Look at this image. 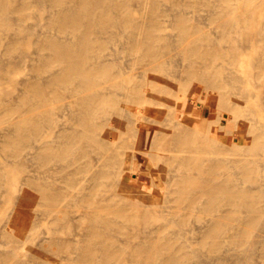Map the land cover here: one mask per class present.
<instances>
[{"label":"bare ground","instance_id":"6f19581e","mask_svg":"<svg viewBox=\"0 0 264 264\" xmlns=\"http://www.w3.org/2000/svg\"><path fill=\"white\" fill-rule=\"evenodd\" d=\"M171 1L177 28L183 36L193 34L189 22L199 19H186L187 6ZM233 1L191 0L189 5H206L227 41L233 43V35H240L238 52L226 55L233 64L243 51L263 47V53L250 60L251 69L239 76L218 71L212 63L223 56L202 51L200 46L211 40L199 34L183 49L196 57L192 67L175 76L169 68L174 77L168 75L164 82H183L191 90L203 83L200 95L231 112L221 114L223 123H243L247 114L264 110V20L240 17ZM135 7L143 10L144 19ZM48 8V15L41 14ZM164 13L162 0H0V141L20 170L30 159L39 171L20 177L16 169L0 168V194L15 207L11 214L0 210V221L8 219L0 225V237L11 247L0 251V264H255L260 251L264 258V170L259 164L264 157L259 155L264 149V117L249 125L255 145L251 149L239 146L238 140L233 147L216 146L215 136L203 135L205 125L186 123L181 101L172 120L155 108L164 97L155 84L143 88L114 80L124 72H114L116 60L104 54L110 44L119 49L109 56L136 53L141 61H151L143 66L145 72L161 67L162 50L172 45L161 34ZM27 19L36 22L29 25ZM12 23L18 29L9 33ZM40 27L52 32H39ZM29 45L36 46L37 58L29 65L35 79L18 82L16 88V69L25 67ZM257 79L253 93L246 83ZM253 99L251 106L242 108ZM29 106L31 115L25 117ZM211 112L214 117L215 109ZM60 114L65 124L59 123ZM131 143L156 151L157 160L167 164V176L152 180L161 194L153 201L156 209L125 194L124 155ZM133 163L150 173L139 156ZM136 169L130 175L134 180L140 178ZM13 188L22 192L20 197ZM35 206L44 220L55 224L42 242L50 254L47 259L33 245ZM71 231V237L62 236ZM184 236L189 237L186 242L175 240ZM23 246L30 251H19ZM224 246L236 254L222 257ZM62 253L67 256L62 258ZM206 254H215L218 261L203 260Z\"/></svg>","mask_w":264,"mask_h":264},{"label":"rangeland","instance_id":"374dc122","mask_svg":"<svg viewBox=\"0 0 264 264\" xmlns=\"http://www.w3.org/2000/svg\"><path fill=\"white\" fill-rule=\"evenodd\" d=\"M187 8L184 11V17L186 19L192 20L194 18L199 19L198 21H190V25L194 27V31H192L193 34L183 36L179 29L177 28V22L174 20V9L172 5L171 0H162V9L165 10V13L163 15V19L165 22V27L161 31V34L164 35L169 41L172 42V45L167 47L166 49H163L162 51L165 52L163 57L160 58L159 60L161 61L162 65L160 68H156V70H149L147 72L144 71L143 66L145 64L150 63L151 61H141L138 59L136 53H125V54H119L118 56H109L114 50L119 47L114 44H110L106 47L104 54L107 56L109 59H114L116 60V64L114 67V72L118 73L120 72L119 69H123L122 71L124 72L122 75H115L114 80L124 82L127 85H132V86H138V87H146L148 83H153L155 84L156 87L160 88L162 90V93H158L159 95H164L163 98L160 99L162 105L155 106V108H158L159 110L163 109L164 113L168 114L170 119L172 120L174 118L173 112H174V107L181 101V104L183 105L182 111H183V117L186 120V123L189 125H195V128H200L201 126L204 127L203 135L204 136H215V144L216 146H220L222 144L226 146L233 147L234 146V141L238 140L239 146H245L247 149H251L255 145L253 144L252 140V131L249 130V125L252 120H257L259 117H264V110L262 107L257 109V112L255 114H247L244 119L245 122L242 123L241 119L236 121H226V123H223L220 118L221 114H229L231 115V112L228 110H224L222 108L217 107L212 103L210 100L206 99L205 97L201 96L200 93L203 91L205 88V85L203 83H198L195 85L194 88L189 89L186 85V83L183 82H176L175 84H172L170 86H166L164 83L166 79H168V75L170 78H173L175 75H185L186 71L192 67V63L196 61V57L193 54H187L183 52V49L194 42L196 39L197 35L199 34H205L207 35L211 42L209 44H204L200 46L201 50H205V52H215L217 54L222 55L223 57H216L214 59V62L212 64L216 65L218 68L217 70L220 71L222 69H227L228 71L232 72L233 75H243L245 71L251 69V62L253 57H258L263 53V47L258 46L256 49H251L247 51H243L241 55V60L236 63H232L226 55L231 54L232 52L237 51L238 45H240V35L234 34L233 35V43L227 41L224 38V34L222 29L218 26L217 22L214 20V17L210 15V12L208 10V7L204 4H199L198 9H194L191 7L189 4L191 3V0H181ZM234 6L238 7L236 12L240 17H246L247 15L254 16L256 19L259 18V16H262L264 20V3L262 0H234L233 1ZM134 5V4H133ZM135 6V5H134ZM247 8H252L255 7L254 9H246ZM170 8V9H169ZM244 8V9H243ZM137 10V16L140 19H144L146 17L145 13L143 10L139 7H135ZM260 10V11H259ZM49 11H51L50 8L45 9L41 11V14L44 16L48 15ZM36 13H39L37 9H35ZM172 15V16H170ZM195 15V17H193ZM202 15V16H201ZM170 16V17H169ZM198 16V17H197ZM205 16V17H203ZM202 18V19H201ZM206 18V19H205ZM34 20V19H33ZM32 19H27L26 23L29 25H32L36 22V20L33 21ZM33 21V22H32ZM206 23V24H205ZM207 25V26H205ZM210 28V29H209ZM18 29V26L15 23H12L9 27L8 32H14L15 30ZM39 32L43 33H50L52 32L50 29L46 27H40L37 28ZM6 31V30H5ZM7 32V31H6ZM11 33V34H12ZM55 33V32H54ZM57 34V33H56ZM215 38L217 40L215 41ZM237 38V39H236ZM228 42V43H227ZM218 43V44H217ZM114 45V46H113ZM29 45V52H30V57H28L26 60L25 67L22 69H16L17 72L20 74L17 76V87L20 86L18 82H22L25 79H35L33 78V71L31 67L29 66L32 59L37 58V55L35 54L36 51V46L35 45ZM34 50V51H33ZM238 52V51H237ZM173 54V55H172ZM225 55V56H224ZM254 55V56H253ZM191 57V58H190ZM177 62H176V61ZM159 61V63H160ZM175 61V62H174ZM158 62V61H157ZM181 62V63H179ZM182 65V67H181ZM184 66V67H183ZM224 66V67H223ZM122 67V68H121ZM166 67V68H164ZM171 68V70L169 69ZM179 69V70H177ZM172 73V76L170 72ZM177 70V71H174ZM166 72V73H165ZM176 74H174V73ZM178 72V73H177ZM126 73V74H125ZM21 75V76H20ZM124 75V77H123ZM20 76V77H19ZM127 76V77H126ZM19 77V78H18ZM143 78V80H141ZM20 80V81H19ZM32 80V81H33ZM104 80V81H103ZM102 80V83H105L104 85H107V81L105 79ZM260 79L254 80V81H248L246 83L247 87L253 91V93H256V89L254 88V84H257ZM126 81V82H125ZM133 81V83H132ZM256 81V82H255ZM152 84V85H153ZM169 91V92H168ZM17 94V93H15ZM154 94V93H153ZM157 94V93H155ZM202 97V98H199ZM253 98V97H252ZM177 102V103H176ZM255 100L253 99L252 101H249L248 103L243 104V109L246 107L251 106ZM214 105V106H213ZM161 107V108H160ZM215 109L216 114H214V117H211V111L212 109ZM29 109L30 106L28 107L27 113L25 114V117H28L29 115ZM232 117V116H231ZM248 118V119H246ZM199 120H200V125H199ZM202 120V121H201ZM250 120V121H248ZM60 124H65L64 117L62 114H60ZM193 123V124H192ZM222 123V124H221ZM170 124V123H169ZM226 124V125H225ZM245 125V126H243ZM258 126V125H257ZM201 127V128H202ZM256 128V127H255ZM2 132V127L0 126V133ZM235 137V138H234ZM245 139L248 143L243 144L242 140ZM135 145V146H134ZM3 146L4 142L0 141V168L6 169L7 170H18L20 171V177H23L25 174H31V175H37L38 174V167L37 163L28 160L27 166L25 169L22 171L19 169V165L15 162L14 158L8 156L5 154L3 151ZM237 146V147H239ZM237 147H234L237 149ZM139 152H138V151ZM261 152V153H260ZM259 152L260 156H264V149H262ZM95 157L96 153L92 154ZM125 158H127L128 164H127V171L125 173V180L127 179V191L125 194L129 195L131 197V200L133 202H141L144 205H149L152 206L153 208L156 207V202H153L155 199L161 196L159 193V188L152 182L153 178L156 177L160 181L163 177L167 176L166 174V163L165 161L157 160V152L153 151L152 149L143 146L142 144L139 143H131L127 145L125 149ZM140 157L141 162L145 167H147L150 171L148 172H143L141 169H136L134 165V160L136 157ZM97 160L98 158H94ZM153 162L151 163V161ZM8 163V164H7ZM159 163V165H158ZM11 164V165H10ZM14 164V165H13ZM262 170H264V157L263 160L259 162ZM52 167V165H51ZM54 167V166H53ZM138 174L140 178L138 180H134L131 176L133 173ZM134 170V171H133ZM157 172L155 174L154 172ZM130 171V173H129ZM152 171V172H151ZM57 175V174H56ZM131 175V176H130ZM153 176V177H152ZM12 180H16V177H13ZM162 184V183H161ZM164 186V185H163ZM25 191L28 193L29 192V187L25 186ZM13 192L15 193L16 197H20L22 192L18 189L16 190L13 188ZM4 191V190H3ZM4 193L2 192L0 194V203L1 205V213L4 211L7 214H11L14 212V205L10 204L7 199L6 195L4 196ZM140 198L142 200H140ZM149 199V202H148ZM18 200H16V203ZM5 203V205L3 204ZM8 204V205H7ZM153 204V205H152ZM12 205V206H11ZM171 205V204H169ZM32 211H34V219L37 220V227L34 229V241L33 245H35L34 249L35 251L38 252L39 256L43 259L50 258V254L47 252V250L42 246V242L50 237L51 229L55 228L54 222L44 220L42 218L41 214V209L38 206L32 207ZM10 210V211H9ZM4 212V213H5ZM10 212V213H9ZM8 219H4L0 221L1 226H5L7 223ZM5 222V223H4ZM40 222V223H39ZM39 228V230H38ZM170 229H173V226H169ZM38 230V231H37ZM44 230V231H42ZM50 230V232H49ZM44 233L42 235V233ZM75 232L71 231V233L68 234H63L62 236L66 237H71ZM40 237V238H38ZM37 238V242H36ZM189 239V237H177L175 240L180 243V242H186ZM184 240V241H183ZM6 240L2 237H0V251H6L10 249L11 247L5 243ZM39 244V245H38ZM202 247V246H201ZM19 251H22L23 253H28L30 251L29 246H23L22 248L19 249ZM207 252V250H206ZM220 254L222 257H232V255L236 254V251L234 250H229L227 246H224L220 251ZM228 252V253H227ZM208 254L210 253L207 252ZM261 251L258 252V254L255 256L253 262H256L255 264H264V258L261 255ZM208 254L203 256V260L207 262H217L218 261V256L215 254L209 255ZM226 254V255H225ZM67 253H62L61 257H66ZM71 258L75 259L77 257L76 253L70 254ZM215 259V260H213ZM224 264H235L234 261L228 260L223 262ZM222 263V264H223ZM254 264V263H253Z\"/></svg>","mask_w":264,"mask_h":264}]
</instances>
